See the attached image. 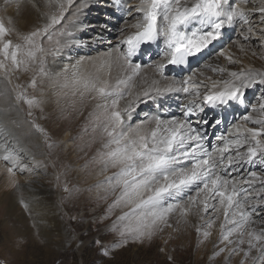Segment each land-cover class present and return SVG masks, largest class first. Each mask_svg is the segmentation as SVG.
Listing matches in <instances>:
<instances>
[{
    "label": "snow or ice",
    "instance_id": "obj_1",
    "mask_svg": "<svg viewBox=\"0 0 264 264\" xmlns=\"http://www.w3.org/2000/svg\"><path fill=\"white\" fill-rule=\"evenodd\" d=\"M249 2L138 0L134 6L120 3L125 15L135 21L129 24L134 31L125 35V29H120L122 38L98 69L107 72L90 79L73 72L70 83L82 85L95 101L86 117L91 133L100 138L101 150L95 159L102 172L115 169L105 178L108 188L119 189L109 211L127 208L112 226L121 238L118 246L129 239L151 241L157 231L172 227L169 220L173 215L185 222L190 216H199L204 224L196 225L197 235L208 238L222 214L219 243L214 245L218 251L214 255L227 253L226 264L233 256L241 257L239 264H264V211L259 210L264 206V172L249 170L240 175L246 165H264V95L257 97L258 102L250 105V111L245 106L240 121L230 123L227 134L216 136L221 143L209 147L206 132V126L227 122L228 109L245 105L248 89L264 85V71H232L211 62L212 56L224 57L229 64L239 62L227 54L226 48L215 51L226 26L234 28L239 23L244 42L253 46L252 36L258 35L264 46V4L249 8ZM43 6V24L27 34H21L11 20L8 26L0 20V73L7 82L0 97L9 101L7 108L0 109V119H7L14 111L19 114L16 104L27 105L29 116L32 109L41 106V100L30 96L28 89H36L50 75L48 56L56 58L64 48L77 43L76 33L83 28L81 17L89 0H45ZM256 12L260 13L258 25L252 23L250 16ZM244 26H248L247 33ZM97 38L102 42L104 34L99 33ZM142 45H155L157 58L146 64L134 63L133 57ZM240 48L243 51L244 43ZM114 65L119 69L115 77ZM170 66L182 68L186 74L169 75ZM27 73H31L27 84H13V79L19 81L20 75ZM68 84L66 81L62 87ZM7 85H12L10 90ZM169 93L182 94L179 116L158 112L135 126L131 124L140 104ZM205 106L214 112L219 109L223 118L210 122L202 115ZM10 123L20 127L21 122L13 119ZM31 127L46 141L49 139L45 128L36 123H31ZM83 131L87 134L89 127ZM0 134H9L7 126H0ZM0 160L10 165V175H15L17 168L26 169L15 151L5 149ZM24 206L27 208V204ZM104 254L108 255V250Z\"/></svg>",
    "mask_w": 264,
    "mask_h": 264
},
{
    "label": "bare ground",
    "instance_id": "obj_2",
    "mask_svg": "<svg viewBox=\"0 0 264 264\" xmlns=\"http://www.w3.org/2000/svg\"><path fill=\"white\" fill-rule=\"evenodd\" d=\"M91 1L95 0H89V7L85 9V13L81 17L82 25H86L89 30H83L84 28H82L78 31L76 33L77 43L64 48L60 56L55 59L48 56L47 67L50 75L43 78L42 85H38L36 89H29V95L36 96L40 99L42 102L41 106L32 109V116L28 115L29 109L25 110L23 108V113H25L31 121L45 128L47 133L53 138L52 141L49 142V144L52 145L50 147L51 152H49L54 160L51 162V159L47 155V150H41L43 145L36 136L34 129L23 120L20 114H17V112L14 111L7 119H0V126H7L9 129V134L7 136L0 134V154H3L5 149L15 151L20 157V161H22L21 165L26 166L24 171H20L19 168H17L16 174L10 175L7 171V168L10 165L6 164L3 160H0V217H2L7 206L10 214L15 213L18 215L22 223L28 225L32 224L35 229L40 230L44 235V243L51 249L54 247L60 248L67 245H75L78 240H81L80 237L77 240L70 236L72 235V230H78L80 226L78 218L79 211H81V218H87L88 216L102 213L104 216L101 220L96 222L95 225L104 222L106 223L109 220L120 216L123 211H127V208H116L109 211V205L112 204L113 200L119 194V189L112 191L108 188L106 183H102V179L111 176L115 169L109 168L106 172H102L101 165L95 159L98 150H101L100 138L98 135L91 133L89 122L86 119L88 112L93 110L95 101L90 99L82 85L73 86L70 81L73 78L72 74L74 71H78L79 75L84 79L93 78L98 74L104 75L107 72V69H105L104 72H98V69L101 61L108 59V54L113 52L114 47L122 38L120 29H125V35L134 31V29L129 27V24L134 23L135 21L132 20L131 17L126 16L124 10L118 5L120 3H130L134 6L138 3V0H113L117 5V10L114 9V5H110V8L115 11L107 10L106 7H108V4L105 3V0H102L97 4V13L91 12L93 6ZM44 2L45 0H0V20H2L6 26L9 25V21L11 20L21 34H27L35 27L43 24L44 21L41 14L43 11H46L43 6ZM262 4H264V0H250L248 7H258ZM33 5H37L39 10ZM258 14L260 15V13ZM253 15L254 13H250L251 18ZM104 20L108 21L109 25L112 26V30L109 28L111 34L108 33L110 38L107 36L109 39L107 46L93 51L94 54L90 56V59L81 60L79 58V62L74 64L77 66L76 68H73V66L66 68L64 65L61 69L60 67L62 66L63 60L67 59L65 55H67L68 50H72L74 54L78 51L77 49H79L78 47L80 44L84 45L83 43L90 42L86 37L87 35H91L90 29H93L96 33L95 37L100 33L98 28L89 25L90 22L100 23ZM125 20L129 23L126 24ZM237 25H239L236 26L238 28H236L237 33L239 30V35L242 36L240 24L237 23ZM229 28L232 29L233 27L226 26L224 30H229ZM106 32L107 31H105V34ZM105 34L104 38H106ZM224 37L223 34L222 38ZM11 38L14 41L16 40L15 35ZM236 45H238V43ZM45 47H48V45L45 44ZM85 47L89 49V46L85 45ZM121 47L124 46L121 45ZM226 49L228 50L227 54L231 52L232 56L239 61L238 68L230 66L228 61H223V58L221 57L216 58L212 56L211 62L214 64L218 63L220 66H226L232 71H239L242 68L245 70L251 68L256 71H264V63L259 59L254 58V56L248 55L245 51L241 52L239 49L230 51L231 45ZM157 51L155 52L154 49L149 48L139 60L133 58V62L146 64L150 59L157 58ZM113 59H115L114 56ZM206 59L208 58L206 57ZM194 66H196V64ZM65 69H67V71H65ZM167 71L169 75L177 77L183 76L182 73H177L171 66ZM118 72V67L114 65L112 68V76L115 77L118 75ZM206 74L209 76L213 75L211 72H207ZM2 77L3 75L0 73V91H4L7 84L6 80ZM27 77L30 79L31 73L21 74L20 80L13 81V84L21 83L23 80H26L25 78ZM66 81L69 82L68 87H62ZM26 82L27 81H25V83ZM7 87L10 90L12 85H7ZM254 87L248 89L246 92L251 90L249 93V95H251ZM35 91L36 94L34 95ZM81 93H83V95H81ZM181 99L182 94L169 93L166 96L157 98L155 101L150 100L147 103H142L133 114L131 124L135 126L147 116L158 112L168 116L173 114L179 116L180 111L178 105L180 104ZM10 102L15 104L14 100H11ZM54 102L60 104V108H53L52 106ZM257 102L258 101L256 99L254 100V98L250 99V104H255ZM8 103L9 101L0 97V109L7 108ZM21 104L22 103L18 105ZM38 110H41V112L47 111L49 116L45 121L41 122V119H38V116L41 114L37 112ZM78 110H81V114L76 117ZM244 111L241 112V114L244 113ZM212 112L214 111L212 110ZM62 113L67 114L60 116L59 114ZM214 114L219 118L221 116L219 109H217ZM13 119L21 122L20 127H16L10 123ZM75 125H79L82 130H84L85 127H89V132L86 136H80L81 134H78V132L74 130ZM249 126L254 127V125ZM81 129L79 130L82 131ZM215 141L217 144L221 143L217 140ZM211 144L213 143L210 142L209 147H211ZM63 146L65 150L63 155L60 156L62 151L61 147ZM50 162L53 164L55 170L54 178L50 173ZM76 163H79L80 167H77V169L72 172L70 168ZM249 170L264 172V165H246L245 171L240 175H246ZM60 182L67 184V191H65L64 194L59 195L62 207L61 214L59 215L58 206L60 205L53 201V196L56 193V188L58 189L60 186ZM255 187H259L258 182ZM25 204H27V208L24 206ZM259 210L264 211L263 206ZM62 219L67 220L70 227H67ZM178 220V215H173L169 220L172 227H165L163 231H157L156 233H165L168 237L167 241L171 244L173 243L182 253H189L193 246H196V264L204 263L208 254H210V262L212 260L211 263L215 264V261L217 260L215 259L216 256L214 253L217 252L218 249L214 247V245H217L218 241H215L214 239H211L212 241H210L202 235L195 239L191 233V230H196V225H200L199 223H202L203 220L195 215L188 217L187 222L183 220H179L178 222ZM222 220L223 216L221 214L220 223ZM90 226L92 225L88 224L87 229H89ZM218 233V235H220V230ZM208 241L213 245L211 248L208 246ZM223 256L221 258H223ZM225 258L223 261L219 262V264H225ZM229 264H235V261H232Z\"/></svg>",
    "mask_w": 264,
    "mask_h": 264
},
{
    "label": "rangeland",
    "instance_id": "obj_3",
    "mask_svg": "<svg viewBox=\"0 0 264 264\" xmlns=\"http://www.w3.org/2000/svg\"><path fill=\"white\" fill-rule=\"evenodd\" d=\"M101 1L102 0L91 1V3L93 4L91 12L97 13L96 10L98 7L97 4L100 3ZM105 1H106L105 3L108 4V7H106L107 10L110 11L112 10L115 11L114 9L117 10V7L112 3L113 2L112 0H109V2L108 0ZM110 5L112 6L114 5V9L110 8ZM259 17L260 15L258 13H254L252 17V23L254 25L259 24ZM89 25L93 27L95 26L94 28H98V30H100V33L105 34V31H107L105 34L106 38H104L102 42L99 41L97 36L95 37L96 33L93 31V29H90L91 35L86 36L90 42L83 43L84 45L80 44V46L78 47L79 49H77L78 51L76 50L77 52H75L74 54L72 50H68L67 55H65L67 59L63 60L62 66L60 67L61 69L64 67V65L66 68L73 66L74 64L79 62L78 60L80 59L81 60L90 59L91 58L90 56L94 54L93 51H96V49L98 48L101 49V47L104 48L105 46H107L108 44L107 42L109 40L107 36L111 34V30H112V26L109 25L108 21L104 20L101 21L100 23L90 22ZM105 25H107V27H104ZM83 26H85L83 27L84 28L83 30L85 29L89 30V28L86 27V25ZM236 26L232 29L229 28V30L226 31L224 30L223 34L225 36L224 37L225 39L222 38V41L216 43L215 51L218 52L220 48H228L230 45H231L230 51L234 49L235 50L239 49L241 51L240 45L241 43H244V48L243 51L241 52L245 51V53H248V55L254 56V58H257L264 63V46L261 45V37L258 35H253L252 36L253 46H249L247 42L243 41L242 39L243 37L239 35V30L237 33L238 28ZM247 27L248 26H244L245 33H247ZM261 27H264V25H261ZM109 28L111 29L110 31ZM256 31L258 32L259 28H256ZM237 43L238 45H236ZM85 45L89 46V49L85 47ZM229 54L232 55L231 52ZM214 57L217 58L218 56H214ZM221 58H223V61H226L224 57ZM230 66L234 68H238L239 64L238 63L230 64ZM184 74L186 73L183 72L182 75ZM25 79L26 80H23L21 84H23V82L24 84L28 83L29 81L28 77ZM13 81L16 80L14 79ZM25 81L27 82L25 83ZM29 89H28V94H29ZM250 92L251 90L246 92L247 94L245 99V106H248V108L251 105L250 99L254 98V100L255 99L257 100V97L264 95V85L257 84L252 89L251 95H249ZM35 94L36 91L34 95ZM245 106L242 105L228 109L227 122L225 124L215 127L206 126L208 140L210 139L209 144L210 142L212 143L216 142L215 140L217 135L222 133L227 134L230 123L240 121L241 112L245 110L244 109ZM52 107L56 109L60 108V104L54 102ZM23 108L25 110H28L27 105L17 104V109L19 114L21 115L23 120L31 127V123L33 121H31L28 118V116L25 113H23ZM205 111L206 112L203 113L202 115L210 122L213 121L214 118H217L214 112H212V109H209L205 106ZM37 112L41 113L38 116V119L39 120L41 119V122L45 121L49 116L47 114V111L41 112V110H38ZM64 114L67 113H62L59 115L63 116ZM76 114L75 115L77 117L79 114H81V110L80 111L78 110ZM220 118L223 117L220 116ZM79 129H81L79 125L74 126V130L77 131L78 134H81L80 136L83 135L86 136L84 131L82 129H81L82 131H80ZM34 132L38 137L39 141L43 145V148H41V150L42 151L47 150V155L52 162L54 158L50 155L51 149L48 145L53 138L49 135V133H47L49 139L46 141L44 136H42L40 133H37L35 130ZM61 150L62 151L60 153V156L63 155L64 153L65 150L64 146L61 147ZM55 159L57 160L56 157ZM51 162L49 163V169L52 177L54 178L55 170ZM78 164L79 163L73 165L70 168V170L72 172L76 170L77 167H80V164L79 165ZM18 176H22V175H18ZM102 183H106L105 179H102ZM59 185L60 186L58 187V189L56 188L55 190L56 193L53 196V201L56 202L58 205H60L58 206L59 215H60L62 211V207L60 204L59 195L64 194L65 189L67 188V184L60 182ZM101 214L102 213H97L88 216L87 218H81L82 216L81 211H79L78 218L80 221V226L78 230H72V235L70 236L77 240L80 237L81 240H78L77 244L75 245H67L65 247H60V248L54 247L51 249L48 246H46V244L44 243V237H43L44 235L40 230L35 229V227L32 224L28 225L22 223V221L19 219V216L16 215L15 213L10 214L9 208H7L6 206V209L4 210L2 217H0V264H196L195 263V257L197 256V249L195 248L196 246H193V248L191 249V251H189V253H182L179 249H177V247L173 243L171 244L170 242L167 241L168 237L166 236L165 233H158V234L155 233L153 235L154 238H152L151 241L145 240L144 242L141 243L137 241L134 242L133 240L129 239V241L123 246H118L121 238L118 237L119 234L117 231L112 230L113 222L116 220L118 216L112 220H109L106 223L104 222L99 225H95V223L101 220L102 217L104 216L103 214L102 215ZM62 220L67 227H70L67 220L65 219ZM203 222L199 224L203 225L204 224ZM88 224L92 225L90 226L89 229H87ZM219 224H220V219L217 220L214 227L210 230L211 235L210 237H208L210 241H212L211 239H214L219 243V238H220V235H218ZM203 230H208V229L205 228ZM191 233L195 239L200 237V235L199 236L197 235V231L195 229L191 230ZM97 241H100L101 243L98 244ZM210 241H208L209 248L213 246ZM219 247H224V245L220 244ZM104 250H108V255L104 254ZM209 256L210 254H208L207 258H205L204 263L201 264H212L211 263L212 260L210 262ZM222 256L223 258H221ZM225 256H227V253H223L219 256H216L215 259L217 261H215V264H219V262L223 261ZM240 259H241L240 256H233L231 260L227 261V264L231 263L232 261H235V264H239Z\"/></svg>",
    "mask_w": 264,
    "mask_h": 264
}]
</instances>
